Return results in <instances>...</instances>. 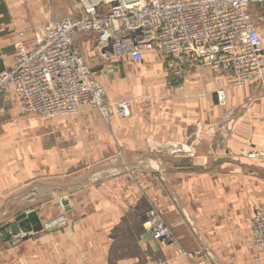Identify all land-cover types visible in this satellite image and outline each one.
I'll return each instance as SVG.
<instances>
[{"label":"crops","instance_id":"1","mask_svg":"<svg viewBox=\"0 0 264 264\" xmlns=\"http://www.w3.org/2000/svg\"><path fill=\"white\" fill-rule=\"evenodd\" d=\"M13 2L0 0V71L13 66L19 43L28 45L4 33L19 24ZM250 12L264 46V8ZM76 45L84 61L90 48L99 59L95 37ZM100 62L107 100L132 101L125 119L105 123L84 108L21 115L12 92H0V226L32 211L45 229L66 219L26 240L20 234L16 246L0 239V264H264L251 236L254 212H264V76L237 83L231 73L189 68L170 88L171 65L154 50L141 63ZM151 214L174 245L151 238Z\"/></svg>","mask_w":264,"mask_h":264},{"label":"built area","instance_id":"2","mask_svg":"<svg viewBox=\"0 0 264 264\" xmlns=\"http://www.w3.org/2000/svg\"><path fill=\"white\" fill-rule=\"evenodd\" d=\"M78 5L75 15L40 28L33 43H19L13 66L0 71V92H12L21 115L69 117L88 106L105 123L113 115L129 117L131 99L107 100L96 73L85 63L76 45L82 36L95 37L102 60L111 56L141 63L144 51L154 50L171 65L170 88L189 68L231 73L237 83L264 75L263 38L250 12L253 7L264 8V0H78ZM215 98L217 106L226 107L224 90H217ZM65 224L66 219L59 217L49 226ZM148 224L154 241L175 244L170 229L157 216L151 214ZM251 236L264 252L262 211L253 214ZM255 263L259 264L258 258Z\"/></svg>","mask_w":264,"mask_h":264},{"label":"rangeland","instance_id":"3","mask_svg":"<svg viewBox=\"0 0 264 264\" xmlns=\"http://www.w3.org/2000/svg\"><path fill=\"white\" fill-rule=\"evenodd\" d=\"M14 2L19 3L18 8L13 12L12 16L10 17H18L19 18V24L17 26H7L5 25L4 27V33L7 36H16L20 33V36L23 39H26V43H33L36 33L42 28L44 25H46L48 22L58 19V18H64V17H69L73 16L77 13L78 8V0H71L74 3L70 4L67 7H60L58 0H13ZM61 1V0H59ZM95 2H110L113 0H93ZM13 2V3H14ZM76 9V10H75ZM10 15V14H9ZM8 15H5V18ZM24 44V43H23ZM13 50V47L9 48ZM91 48L87 51L88 56L87 59L88 61H92L91 65L87 61L85 57V61L89 67L92 68L94 72L100 70V65L101 64V58L99 56V59H95V54L91 53ZM97 52V51H96ZM95 56V57H94ZM95 61V65H94ZM106 61V60H103ZM106 63V62H104ZM93 65V66H92ZM105 74V73H103ZM99 75L102 76L100 73ZM264 76V75H263ZM262 76L259 78L261 79ZM252 81V80H250ZM247 81L246 83L250 82ZM103 87V86H102ZM81 108L86 109L87 111L90 112H95L96 111L88 106H83ZM3 228V226H0V229ZM5 230V229H4ZM7 231V230H6ZM4 236L1 235L0 233V239H2ZM12 245H18L20 242L19 239H12L9 241Z\"/></svg>","mask_w":264,"mask_h":264},{"label":"water","instance_id":"4","mask_svg":"<svg viewBox=\"0 0 264 264\" xmlns=\"http://www.w3.org/2000/svg\"><path fill=\"white\" fill-rule=\"evenodd\" d=\"M14 222V224L7 225L0 229V233L4 236L3 240L5 242L11 241L13 237L19 236L20 234H22L21 239L26 240L32 236V234H37L44 230L51 231L53 228H57L49 227L45 229L34 211L27 214L18 215L15 217Z\"/></svg>","mask_w":264,"mask_h":264}]
</instances>
